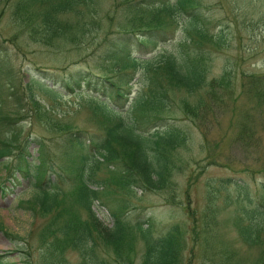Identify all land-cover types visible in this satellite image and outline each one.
I'll list each match as a JSON object with an SVG mask.
<instances>
[{
    "label": "trees",
    "instance_id": "16d2710c",
    "mask_svg": "<svg viewBox=\"0 0 264 264\" xmlns=\"http://www.w3.org/2000/svg\"><path fill=\"white\" fill-rule=\"evenodd\" d=\"M32 4L42 6L38 14L30 11ZM98 4L99 0H17L12 4L11 15L30 39L48 45L69 42L79 46L85 35L103 27L95 18ZM199 5V0H115L105 13L113 22L100 28L92 42L85 44V47L93 46L97 59L115 62L111 73L99 74L90 66L67 70L63 74L37 68L43 75L41 78L48 76L54 80L47 84L42 79L30 78L47 92L60 96L55 86L58 82L71 92L73 86L85 84L93 91L85 93L86 96L116 118L110 120L105 114L106 117L99 120L101 128L93 131L79 129L70 123L62 124L57 116L56 120H46L47 125L55 127L54 130L62 131L56 147L61 151L59 158L56 148L49 150L42 137L36 135L37 162L30 161L26 151L28 141L26 138L21 140L17 129L23 118L20 109L11 113L0 110V160L7 157L3 162L6 170L8 159H15L9 173L16 170L30 177L37 191L26 203L35 216L46 219L39 233L41 262L69 248L78 252L75 264H133L129 252L136 232L145 244L139 264H183L186 260L191 262L195 256L200 258L197 264H264L263 181L259 182L258 195L252 193L242 178L208 180L205 183L210 208L208 225L202 231L196 230L194 247L189 249L185 248L184 233L177 223L169 225L160 234H154L147 223L141 222L135 223L133 230L118 207L111 211L113 225L108 227L93 209L100 194L92 186L99 182L95 173L102 164L111 173L110 182L120 189L135 186L152 191L173 189V152L183 145L185 138L173 107L189 120L197 107L182 99L180 108L171 99L170 90L192 93L207 80L208 57L195 44L196 39H202L206 33L196 12ZM79 6L84 8L80 10ZM120 8L122 18L116 19ZM181 14L189 16V34L183 44L158 58H145L143 55L169 38V27L174 26L175 30ZM185 46L190 48L185 49ZM138 73L141 88L132 92L130 82ZM99 96L105 97L104 100ZM27 98L34 103L32 112L37 117L43 116V106L33 95ZM109 100L119 109L126 107L128 121L118 110L107 105ZM62 156L64 165L59 162ZM228 186L236 191L235 194L230 192L232 196L228 201L235 205L232 225L239 241L248 247L261 248V255L253 262H246L233 247L220 241L219 208L215 202L218 190L223 187L227 190ZM108 249L111 251H106ZM26 264L31 262L28 260Z\"/></svg>",
    "mask_w": 264,
    "mask_h": 264
},
{
    "label": "rangeland",
    "instance_id": "374dc122",
    "mask_svg": "<svg viewBox=\"0 0 264 264\" xmlns=\"http://www.w3.org/2000/svg\"><path fill=\"white\" fill-rule=\"evenodd\" d=\"M16 1L0 0V110L11 113L20 109L23 118L17 124L19 136L22 141L27 139L29 160L36 163V135L42 137L49 150L55 149L60 141L62 131L54 130L55 127L47 125L46 120L59 118L62 124L70 123L89 131L101 128L99 120L102 116L116 120L86 96L85 93L93 91L85 84L73 86L71 92L58 82L55 86L61 95L54 96L30 80L42 79L47 84L54 81L48 76L41 78L43 75L37 68H48L51 73L63 74L67 70L90 66L99 74L111 73L115 62H102L96 58L93 46L85 47V44L92 42L100 33V28L113 22L105 13L115 0H99L95 18L101 21L103 27L90 30L79 46L69 42L48 45L30 39L27 31L11 15L12 4ZM199 2L196 12L206 33L202 39L197 38L195 44L208 57L207 80L205 85L192 93L182 89L170 90L171 99L180 108L182 99L197 107L194 116H189L190 120L173 107L185 136L183 145L173 152V189L152 191L137 186L120 189L110 182L111 173L103 164L95 173L99 182L92 186L100 194L99 202L94 203L93 209L105 225H113L111 211L118 207L133 230L135 223L141 222L147 223L154 234H160L169 225L177 223L183 230L186 249L194 247L196 230L202 231L208 225L210 208L207 206L209 197L205 185L208 180L242 178L252 193L258 195L259 182H264V0ZM41 8L37 4L29 7L34 14H38ZM83 8L79 6L80 10ZM121 12L122 8L116 19L122 18ZM188 18L187 14H181L175 30L174 26L169 27V38L143 56L158 58L181 46L189 34ZM187 48L190 46H185ZM125 65L130 69L128 63ZM130 84L133 85L132 92L141 88L139 73ZM29 95H33L43 106V116L37 117L32 112L34 103L27 98ZM104 98L99 96L100 100ZM106 103L118 110L124 120H129L126 107L120 110L112 100ZM55 151L59 158L60 149ZM5 159L7 157L0 160V264H26L28 260L31 264H75L78 252L69 248L41 262L39 233L46 219L35 216L28 208L29 203H26L37 191L36 186L24 173L16 170L9 173L16 163L15 159H8L5 170ZM59 162L64 165L65 158L62 156ZM49 175L54 178L52 173ZM63 187L66 186L63 184ZM223 188L218 190L215 202L219 208L217 228L220 241L233 247L246 262H253L261 255V248L248 247L239 241L232 225L235 205L228 201L231 193L236 191L231 186L227 190ZM133 234L129 257L133 264H139L145 244L139 234ZM189 258L192 259L191 256ZM199 260L195 256L193 264ZM191 262L186 260L183 264Z\"/></svg>",
    "mask_w": 264,
    "mask_h": 264
},
{
    "label": "bare ground",
    "instance_id": "6f19581e",
    "mask_svg": "<svg viewBox=\"0 0 264 264\" xmlns=\"http://www.w3.org/2000/svg\"><path fill=\"white\" fill-rule=\"evenodd\" d=\"M193 180V179H192ZM96 203V202H95Z\"/></svg>",
    "mask_w": 264,
    "mask_h": 264
}]
</instances>
